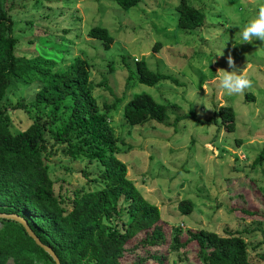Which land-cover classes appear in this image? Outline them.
Masks as SVG:
<instances>
[{
	"label": "rangeland",
	"instance_id": "1",
	"mask_svg": "<svg viewBox=\"0 0 264 264\" xmlns=\"http://www.w3.org/2000/svg\"><path fill=\"white\" fill-rule=\"evenodd\" d=\"M177 2L138 0L121 8L113 0H6L12 33L18 37L17 54L40 53L63 64L69 56H82L90 63L96 102L121 98L114 108L100 112L105 113L121 150L118 156L126 164V175L158 206L166 230H177L181 241L188 239L175 251L158 247L165 255L162 262L146 259L145 264H204L198 244L190 238L201 228L218 234L239 232L247 242L250 262L264 264V159L252 164L264 147V42L233 47L264 0H189L204 12L203 23L193 29L176 25ZM95 24L105 26L113 36L108 48L87 35ZM63 38L70 41L62 43ZM155 41L159 44L152 49ZM229 54L236 65L249 70L252 87L243 94L230 96L218 87V69L231 70ZM135 58H143L151 70L168 76L153 85L139 82L130 75ZM37 86L38 82L19 79L7 87L1 101L12 131L37 116L29 105L30 110L13 107L19 101L28 103ZM137 92H147L165 104L161 122H126L122 105ZM220 105L234 110L232 130H226L217 115ZM53 109L48 113L55 112L50 125L57 127L68 109L63 104ZM47 157L54 193L63 199L80 185L98 184L89 181L97 173L96 164L71 159L59 150ZM81 168L88 170L87 176ZM184 197L193 207L180 214L176 201ZM126 203L118 200L121 207ZM114 220L109 215L105 221ZM5 264L13 263L8 259Z\"/></svg>",
	"mask_w": 264,
	"mask_h": 264
},
{
	"label": "trees",
	"instance_id": "2",
	"mask_svg": "<svg viewBox=\"0 0 264 264\" xmlns=\"http://www.w3.org/2000/svg\"><path fill=\"white\" fill-rule=\"evenodd\" d=\"M113 1L127 8L138 0ZM7 8L6 0H0V211L23 216L40 241L54 250L61 264H145L146 259L162 262L165 255L158 247L164 245L167 252L175 251L188 239L181 241L177 230H166L158 206L126 175V164L118 156L121 150L105 113L100 112L114 108L121 98L101 105L96 102L89 78L90 63L82 56H69V62L63 64L40 53L17 54L18 37L12 33L13 18ZM175 9L179 28L193 29L203 23L204 12L189 0H178ZM86 33L99 39L103 48L113 41L102 25H92ZM67 41L63 38L62 43ZM158 44L155 41L152 49H157ZM133 72L131 76L147 85L168 76L151 70L143 58H135ZM19 79L38 82V86L28 103L19 101L13 107L31 106L37 116L25 127L12 131L1 99L10 83ZM246 95L250 96L248 92ZM65 99L70 102L63 103ZM60 104L67 107L68 114L61 125L54 127L50 123L55 112L48 113ZM122 115L129 125L147 120L161 122L165 104L147 92H137L123 103ZM217 115L226 130L233 129L234 110L230 105H220ZM49 144L52 151L46 149ZM53 144L57 148H52ZM57 150L71 159L96 164L97 173L89 181L98 184L80 185L67 200L55 194L47 154ZM263 159L264 147L252 164ZM80 170L87 176L88 170ZM120 198L127 202L125 207L118 205ZM192 207L188 198L176 201L180 214L188 213ZM109 215L115 216L113 223L105 221ZM190 236L198 244L204 264H252L247 242L237 231L218 234L201 228ZM8 259L13 264H55L18 221L0 217V264Z\"/></svg>",
	"mask_w": 264,
	"mask_h": 264
},
{
	"label": "clouds",
	"instance_id": "3",
	"mask_svg": "<svg viewBox=\"0 0 264 264\" xmlns=\"http://www.w3.org/2000/svg\"><path fill=\"white\" fill-rule=\"evenodd\" d=\"M254 40L264 42V6H261L258 15L252 18L243 28L241 38L237 43L233 44L235 47L239 43H253ZM221 53L220 55H222ZM227 64L229 69H218V87L227 95L243 94L246 89L252 87V80L250 78L247 67H240L236 65L231 54L227 57Z\"/></svg>",
	"mask_w": 264,
	"mask_h": 264
},
{
	"label": "water",
	"instance_id": "4",
	"mask_svg": "<svg viewBox=\"0 0 264 264\" xmlns=\"http://www.w3.org/2000/svg\"><path fill=\"white\" fill-rule=\"evenodd\" d=\"M0 217L10 218V219H14V220L18 221L24 227L25 231L35 240V242L39 246H41L50 255V257L53 259L54 263L55 264H61L57 255L55 254L54 250L49 245L40 241V239L37 237V235L30 228L26 219L23 216L19 215L16 212L0 211Z\"/></svg>",
	"mask_w": 264,
	"mask_h": 264
}]
</instances>
